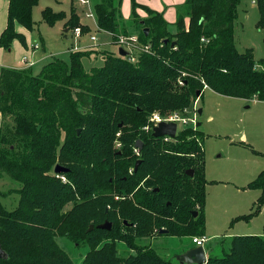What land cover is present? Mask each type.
Segmentation results:
<instances>
[{
  "label": "trees",
  "instance_id": "obj_1",
  "mask_svg": "<svg viewBox=\"0 0 264 264\" xmlns=\"http://www.w3.org/2000/svg\"><path fill=\"white\" fill-rule=\"evenodd\" d=\"M121 2L92 0V7L97 27L110 33L112 42L121 33L135 34L149 45L147 52L136 53L135 62L128 54L104 50L103 63L87 71L82 58L91 51L78 50L69 61L51 56L35 74L30 68L0 69V178L5 174L18 183L16 206L7 209L0 201V246L6 253L0 264H74L57 237L87 247L80 264H184L135 241L160 228L171 236L204 235L210 182L204 173V133L199 126H185L165 139L143 127L154 112L188 108L204 84L224 96L264 100V57L256 60L252 48L235 46L240 0H186L174 32L162 13L130 0V24L137 29L130 34ZM37 3L8 0L0 46L8 47L14 38L25 44L14 26L32 30ZM257 5L256 26L264 30V0ZM69 14L64 28L89 31L73 7ZM40 15L49 26L66 17L50 7ZM137 140L142 141L138 154ZM56 164L68 170L55 173ZM246 187L260 194L250 211L233 221H247L262 208L264 169ZM3 195L0 190V199ZM105 220L112 222L110 230L96 228ZM90 224L94 228L87 231ZM118 242L133 253L120 255ZM222 252L201 264H264V227L262 235L231 236Z\"/></svg>",
  "mask_w": 264,
  "mask_h": 264
},
{
  "label": "rangeland",
  "instance_id": "obj_2",
  "mask_svg": "<svg viewBox=\"0 0 264 264\" xmlns=\"http://www.w3.org/2000/svg\"><path fill=\"white\" fill-rule=\"evenodd\" d=\"M45 6H49L53 11L64 10L66 12H69L71 7H73L81 20L80 22L82 24L87 23L86 25L89 27V31L86 33L81 31L83 34L78 38H75L72 33L73 28L69 29L71 31L63 32L64 26L62 28L59 22L53 26L47 25L41 20L40 15V10ZM88 12L89 7L80 4L78 0H58V2L55 0H39V3L34 8L32 14L34 21L33 29L28 30L29 33L26 34L27 41L30 40L29 44L38 42L39 47L31 49L28 44V50L36 51L39 54L44 53L56 56L65 61H69V55L73 50H88L91 51V54L93 53V55L90 54L89 56L82 58L84 68L89 71L91 67L101 65L103 63L102 51L117 52L118 47H115L117 38L112 42L110 34L98 30L95 26L94 20L86 17V13ZM258 18L257 0H240L237 7V18L234 20L233 25L234 43L239 51H244L246 48H252L256 60L264 57V30H261L256 26ZM67 19L68 17L62 19L65 20L63 25L66 24ZM127 28L126 33L129 34L137 30L136 26L131 24L130 27L128 25ZM64 29L67 30V28ZM92 35L96 36L95 41L90 40V36ZM1 48H3L2 51L7 50V48ZM13 53L14 52H12V54ZM23 54L26 56L28 55L25 53ZM128 60L130 62H135L136 56L128 57ZM33 73L35 74L34 70ZM215 98H219V96L215 95L210 90H204L203 97L198 98L193 103L191 102L188 106L192 112L194 105L197 109L202 110V113H197L196 122L200 125L195 124V128L199 126V129L211 136L210 138L208 137L207 142H205V160L207 162L209 173L212 168L216 170L212 174L215 176L213 178L217 180V183L215 182V184L209 185L207 189L209 192L207 200L209 207L207 206L204 209V216L206 219V230L204 231V235L209 238H207L204 246L207 248V255L212 257L221 256L223 254L222 249L227 247L230 237H225V234H242L248 231L252 232V234L262 235L264 224V209L262 208L259 213L250 217L247 221H233L235 217L246 214L250 211V209L248 211L246 210L247 207L251 205V193H253L251 191L252 189L247 190L246 184L243 186L240 185L241 182H244L242 180L244 179L245 173L244 164L241 163L242 156L229 148V139L235 140L236 142L238 141V138L234 137L233 133L236 132L241 125L240 118H243V116L249 113L250 110L244 109V106L248 105V103L242 105V110H238L233 103L245 102H241L242 100L234 98L225 100L231 103L226 109L228 120L219 124L216 121H207L208 111L215 110ZM175 111L177 110L163 114L159 112L154 113L168 116ZM240 113L244 114L240 115ZM188 115H190V113H188ZM208 130H212L214 133H208ZM115 147H119L117 141L115 142ZM218 155L220 157H217ZM259 159L264 161V156ZM131 170L132 168L130 171ZM15 187H18L17 182L10 179L5 174L2 175L0 178V190L4 195L0 201L7 209H13L16 206L18 195L14 193ZM261 210H263L262 214H260ZM215 234L218 235L212 236ZM217 236L223 237L217 238ZM56 241L59 247L69 254L74 264L81 263L83 254L87 250L85 245L74 244L65 237H57ZM135 242L140 246L155 249L159 255L171 260H174L173 257L175 254H180L193 244L190 236H171L167 235V233H159V231H154L150 236L136 239ZM209 243L211 245L208 248L207 246ZM118 249V253L122 256L133 253L129 248L119 242Z\"/></svg>",
  "mask_w": 264,
  "mask_h": 264
},
{
  "label": "crops",
  "instance_id": "obj_3",
  "mask_svg": "<svg viewBox=\"0 0 264 264\" xmlns=\"http://www.w3.org/2000/svg\"><path fill=\"white\" fill-rule=\"evenodd\" d=\"M55 1L58 2V0H55ZM90 1H91L90 8L92 10L93 16H91V17L86 16V17L92 18L95 22L96 28L98 30H100L97 27L96 16L94 14L93 7H92V0H90ZM136 1L140 4H143L147 7H149L150 9H152L156 12L162 13L163 18L168 23V27H169L170 31L174 32L175 28H176L175 22H176V18H177L178 8H181L185 4L186 0H136ZM38 3H39V0H38ZM38 3H37V5H38ZM36 6H34V8ZM45 7H49V6H45ZM34 8H33V10H34ZM41 10H40V12H41ZM59 11H64V10H59ZM136 11L140 17L146 16V12L143 9L138 8ZM7 12H8V0H0V34L4 30V28L6 27V24H7ZM64 12L66 13V17H69L70 11L69 12L64 11ZM120 12H121L123 20L126 22V24L130 23V12H131L130 0H122L121 6H120ZM32 14H33V11H32ZM188 20H189L188 17L184 18L185 27L188 26ZM64 21L65 20H60V21H57L56 23L59 22L61 27L63 28ZM86 24H84V25H86ZM14 27H15L16 32L22 33L24 35L25 44H22L17 38H14L10 42L8 47H4V48H7L6 51H2L3 48H1V47H3V46H0V69L2 67H11V68H16V69L30 68L32 73H33V70L35 71V73L39 72L42 65L50 60L51 55H47L44 53L39 54L36 51H29L27 46L30 43L29 42L30 40L27 41V37H26V34L29 33L28 30L25 29L23 26H21L19 23H15ZM67 31H71V30H67ZM67 31L63 28V32H67ZM100 31H103V30H100ZM104 32H106V31H104ZM106 33H108V32H106ZM133 33H136V31H134ZM108 34H110V33H108ZM81 35H82V33H81ZM110 36H111V34H110ZM78 37H75V38H78ZM42 43H43V41H42ZM35 45H37V46L35 47ZM29 46H30L29 48H31V49H36L39 47V43L35 42L34 44H29ZM75 49H79V48H75ZM73 51H78V50H73ZM6 52H8V53H6ZM12 52H14V53L12 54ZM23 53L28 54V55L26 56ZM91 55H93V53ZM23 57H25L26 61H23ZM204 90H210L215 95L219 96V98L214 99L215 110L214 111H211V110L208 111V114H207L208 115L207 116L208 122L216 121L217 123L222 124V123H224V121L228 120L226 109H227L228 105L231 103L228 101H225V100H229V98L239 99V100H242L241 102H245V103H233L234 106L238 110H242V105H245L246 103H248V105L244 106V109L245 110L248 109L250 111L245 116H243V118H240L241 125L239 126V129L233 133L234 137H237L239 142L238 141L236 142L235 140L229 139V144H230L229 148L232 151L239 153L242 156L241 163L244 164L245 173H244V179L242 180L244 182H241L240 185L243 186V185L247 184L248 182H250L251 180H253L257 176V174L261 170L264 169V161H261V159H259L260 157L264 156V100L244 99V98L224 96V95H221V94L214 92L213 90H211L207 87L202 90L201 98L203 97V91ZM201 113H202V110H201ZM242 114H244V113H240V115H242ZM1 124H2V115L0 113V126H1ZM201 131L205 135V138H204L203 143H202V149L204 151V156H206L205 142H207L208 137L210 138L211 136L206 134L203 130H201ZM208 133H214V132L212 130H208ZM217 157H220V156L218 155ZM215 171L216 170L212 168L210 170V173H209V171L207 169V162L205 160L204 173H205L206 179L208 181H210L206 184V187H205V189H206L205 207H207V206L209 207V204L207 202L208 197H209V192L207 191L208 186L211 184H215V182L217 181L213 178L215 176H213V174H212ZM247 190H251V189L247 188ZM251 191L253 192V193H251V205L249 207H247L246 211L251 209L252 205L254 204V202L256 201L257 197L260 194V191L258 189H252ZM262 209H264V204L262 206ZM243 213H245V212H243ZM262 213H263V210H261L260 214H262ZM263 227H264V224H263ZM205 230H206V219H205ZM242 234H252V232L247 231V232L242 233ZM216 235H218V234H215L212 236H216ZM234 235H241V234L235 233ZM223 236H220V237H223ZM231 236H233V235L232 234H225V237H231ZM203 237L206 238V241H207V238H209V237H205V235H203ZM220 237L217 236V238H220ZM217 238H215V239H217ZM206 241L204 243H206ZM204 243H203V247L205 250V255H206V257H208L207 248H205ZM210 245L211 244L209 243L207 247L209 248Z\"/></svg>",
  "mask_w": 264,
  "mask_h": 264
},
{
  "label": "built area",
  "instance_id": "obj_4",
  "mask_svg": "<svg viewBox=\"0 0 264 264\" xmlns=\"http://www.w3.org/2000/svg\"><path fill=\"white\" fill-rule=\"evenodd\" d=\"M80 4L87 5L89 7V12L86 13V16L91 17L93 16L92 10L90 8L91 1L90 0H78ZM72 33L75 37H78L81 35L80 27H75L72 30ZM90 39L92 41L96 40V36L92 35L90 36ZM116 47H122L124 50L128 52V57H135L136 53L139 51H145L147 52L149 50V45H143L140 43L137 35H119L117 36ZM37 45H35L36 47ZM23 61H26L25 57H23ZM181 82V81H179ZM204 88H206V84L203 85ZM197 100V99H196ZM195 100V101H196ZM190 113V115H188ZM197 113L198 109L195 107L193 108V112L189 108H184L182 110H177L173 113H171L168 116H162L159 113H152L148 118V123L143 127L145 131H149L153 129L154 126H156L159 122H174L176 123L177 129L176 132H178L180 129H182L185 126H190L195 128V124L197 125ZM165 139H168L170 137L164 136ZM171 139V138H170ZM133 151L138 154V148L134 146ZM192 245H202L206 241V238L203 236H192Z\"/></svg>",
  "mask_w": 264,
  "mask_h": 264
},
{
  "label": "water",
  "instance_id": "obj_5",
  "mask_svg": "<svg viewBox=\"0 0 264 264\" xmlns=\"http://www.w3.org/2000/svg\"><path fill=\"white\" fill-rule=\"evenodd\" d=\"M67 31V30H66ZM144 34L147 35L148 33V29L144 28L143 29ZM167 40H165L166 42ZM171 46L175 45V41H172ZM117 53L120 56H126L128 54V52L126 50H124L122 47H118L117 49ZM200 91L196 92V97H199ZM198 113H201V109H198ZM197 125H199V123H197ZM177 126L176 123L174 122H159L156 126L153 127L152 129V135L154 137H170V138H174L177 135L176 132ZM79 132V129L77 130V133ZM136 147H141L142 146V141L141 140H137L135 143ZM140 163V160H136L135 164H134V170L137 169L138 165ZM68 170V168L61 166L59 164H56L54 166V172L55 173H61V172H66ZM187 174L189 175H193V171L192 170H188L186 171ZM193 216L196 217L197 216V212H193ZM111 225L112 222L105 220L103 223L96 225V228L98 229H105V230H110L111 229ZM94 228V226L92 224L89 225L87 231H90ZM168 230L164 229V228H160L159 229V233H167ZM6 257V253L5 251L2 249V247L0 246V258H5ZM175 259L177 261H179L180 263H184V264H201L207 261V257L205 255V250L204 247L202 245H192L190 246L188 249H186L185 251L181 252L180 254L176 255Z\"/></svg>",
  "mask_w": 264,
  "mask_h": 264
},
{
  "label": "flooded vegetation",
  "instance_id": "obj_6",
  "mask_svg": "<svg viewBox=\"0 0 264 264\" xmlns=\"http://www.w3.org/2000/svg\"><path fill=\"white\" fill-rule=\"evenodd\" d=\"M176 257V254L174 255V258Z\"/></svg>",
  "mask_w": 264,
  "mask_h": 264
}]
</instances>
